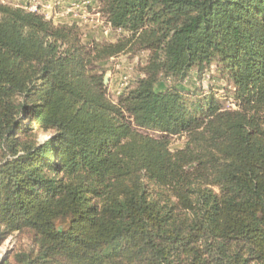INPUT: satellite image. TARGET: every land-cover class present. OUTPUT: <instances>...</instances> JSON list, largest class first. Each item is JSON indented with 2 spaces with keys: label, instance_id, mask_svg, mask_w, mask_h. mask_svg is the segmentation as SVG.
<instances>
[{
  "label": "trees",
  "instance_id": "obj_1",
  "mask_svg": "<svg viewBox=\"0 0 264 264\" xmlns=\"http://www.w3.org/2000/svg\"><path fill=\"white\" fill-rule=\"evenodd\" d=\"M98 1L128 34L0 1V246L31 237L0 264H264V0ZM142 51L112 100L101 63ZM213 64L231 98L156 88Z\"/></svg>",
  "mask_w": 264,
  "mask_h": 264
},
{
  "label": "rangeland",
  "instance_id": "obj_2",
  "mask_svg": "<svg viewBox=\"0 0 264 264\" xmlns=\"http://www.w3.org/2000/svg\"><path fill=\"white\" fill-rule=\"evenodd\" d=\"M4 3L25 6H38L45 18L52 20L55 24L59 23V18L72 15L78 19L77 24L82 33L85 42L94 40L115 41L123 35L128 34L126 31L111 28L105 17L100 12L98 0H0ZM29 9V8H28ZM76 20V19H75ZM72 23H76L72 21ZM148 52L142 51L134 57L123 54L117 58L107 60L102 64L106 69L105 75H108V82L105 83L108 88L109 97L117 101L128 86H132L139 77L142 76L141 66L145 63ZM177 86L182 89L189 98L199 99L210 91L216 92L220 96L231 98L233 84L230 80L221 74L216 64L211 65L201 77L198 76L197 70H192L188 77L182 82H178L172 77H163L157 84V90L166 89L169 86ZM231 104L226 100L225 105ZM52 136L51 131H46L39 135L43 142ZM185 144L183 137H173L171 148H181ZM60 227L64 224H58ZM25 246L31 243V237L28 232L22 234L14 233L0 246V259L2 260L8 252L16 248L17 245Z\"/></svg>",
  "mask_w": 264,
  "mask_h": 264
},
{
  "label": "crops",
  "instance_id": "obj_3",
  "mask_svg": "<svg viewBox=\"0 0 264 264\" xmlns=\"http://www.w3.org/2000/svg\"><path fill=\"white\" fill-rule=\"evenodd\" d=\"M76 19V20H75ZM59 23H65V24H70V23H72V21H74V22H76L77 23V21H78V19L77 18H75L74 16H72V15H68V16H66V17H61V18H59Z\"/></svg>",
  "mask_w": 264,
  "mask_h": 264
},
{
  "label": "built area",
  "instance_id": "obj_4",
  "mask_svg": "<svg viewBox=\"0 0 264 264\" xmlns=\"http://www.w3.org/2000/svg\"><path fill=\"white\" fill-rule=\"evenodd\" d=\"M27 8H29V9H31V10H37L38 9V6L36 5V6H33V7H31V6H28ZM41 12L42 13H44L42 10H41ZM45 14V13H44ZM46 15V14H45Z\"/></svg>",
  "mask_w": 264,
  "mask_h": 264
},
{
  "label": "water",
  "instance_id": "obj_5",
  "mask_svg": "<svg viewBox=\"0 0 264 264\" xmlns=\"http://www.w3.org/2000/svg\"><path fill=\"white\" fill-rule=\"evenodd\" d=\"M104 82H105V83L108 82V75H106V76L104 77Z\"/></svg>",
  "mask_w": 264,
  "mask_h": 264
}]
</instances>
